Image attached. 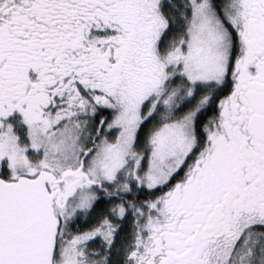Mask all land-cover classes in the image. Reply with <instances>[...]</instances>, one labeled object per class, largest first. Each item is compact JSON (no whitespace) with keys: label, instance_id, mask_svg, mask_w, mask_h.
Here are the masks:
<instances>
[{"label":"snow or ice","instance_id":"1","mask_svg":"<svg viewBox=\"0 0 264 264\" xmlns=\"http://www.w3.org/2000/svg\"><path fill=\"white\" fill-rule=\"evenodd\" d=\"M0 264H264V0H0Z\"/></svg>","mask_w":264,"mask_h":264}]
</instances>
